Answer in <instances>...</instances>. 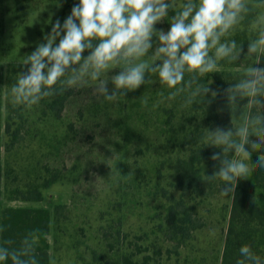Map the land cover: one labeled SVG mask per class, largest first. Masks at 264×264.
Instances as JSON below:
<instances>
[{
	"label": "rangeland",
	"instance_id": "374dc122",
	"mask_svg": "<svg viewBox=\"0 0 264 264\" xmlns=\"http://www.w3.org/2000/svg\"><path fill=\"white\" fill-rule=\"evenodd\" d=\"M253 1L259 6L256 22L264 25L260 20L264 17V3ZM175 2L178 9L186 0ZM74 3L79 0H0V19L4 21L0 86L5 94L9 62H23L38 44L46 43L43 36L51 31L52 23L59 18L63 24ZM170 19L169 15L157 24V29L167 31ZM157 46L153 45L143 58L149 64L153 63ZM85 52L82 55L87 57ZM125 66L126 61L121 59L99 77L107 82L108 95L117 93L113 101L97 91L99 81L85 75L70 86L73 94L61 120L42 112L43 98L29 106L32 127L26 130L30 135L23 154L18 151L27 164L21 173L27 177L34 175L35 164L41 157L52 166L59 163L63 177L45 190L41 201L9 199L4 188L0 189V210L11 205L46 206L52 210L51 264H221L227 231L226 206L231 201L230 195L221 194V185L208 191V198L195 210L203 226L186 236L170 230L166 203L148 193L160 164L157 144L164 137V108L176 107L180 115L189 98L180 91L173 97L171 93L176 89L161 84L158 74L150 72L145 73L146 83L137 90H116L112 77ZM73 67L78 69L79 65ZM71 75L69 69L64 78ZM233 116L235 123L246 127ZM71 121L76 129L61 145L58 157L37 150L39 140L35 134L57 139L56 136L66 133ZM232 161L250 165V158L243 154L236 153ZM158 175L162 185L172 186L174 178L167 169ZM58 203L63 205L56 214L54 208ZM147 255L150 260L144 263Z\"/></svg>",
	"mask_w": 264,
	"mask_h": 264
},
{
	"label": "trees",
	"instance_id": "16d2710c",
	"mask_svg": "<svg viewBox=\"0 0 264 264\" xmlns=\"http://www.w3.org/2000/svg\"><path fill=\"white\" fill-rule=\"evenodd\" d=\"M264 3V0H257ZM247 12H242V19L235 24L229 32L221 37V43L235 41L239 52L236 61L225 58L217 62V68L203 77L197 73L185 74L183 88L180 93L187 96L186 109L181 113L176 107H165L163 114L164 137L159 143V165L156 166V180L149 189V196L163 200L168 211L167 220L170 230L181 236L188 235L193 229L203 226V221L196 216L195 210L208 198V191L226 183L218 176L208 180L224 167V161L232 162L236 155L235 148L227 144L219 146L211 142V135L217 127L224 131L231 130L230 140L237 144L242 138L237 135L240 124L235 123L233 115L248 128V143L244 147L250 153L249 175L238 179L235 190L230 193L231 201L227 204V231L222 253L221 264H256L255 259L246 257L240 252L241 247L248 245L253 257H258L260 264H264V165L260 163V156L264 155V144L258 149H252V142H259V137L253 134L255 128L264 127V94L255 97L241 96L236 93L234 101L228 100L226 89L233 87L247 79L246 70L251 65L256 68L264 67V51L258 49L256 53L248 54V45L261 38L264 32L263 23H257L259 6L253 0H245ZM176 10H179L176 9ZM175 14L170 10L169 15ZM4 31V21L0 19V38ZM97 41H93V45ZM153 45H158L156 36H153ZM264 48V46H261ZM85 55L90 50H85ZM210 55L215 56V49H210ZM23 62L12 60L7 68V92L0 86V189L4 188L9 199H22L26 201H41L45 190L58 182L63 174L60 164L51 165L48 161L38 158L35 169L30 177L23 176L21 169L25 168L23 159V146L32 127L29 105L26 102L16 103L11 88L16 85L20 74L26 73ZM63 81L67 79L62 77ZM189 81L191 84L189 85ZM264 83V82H262ZM207 86L212 92L195 94L199 86ZM54 87V94L42 97L45 101V114H51L53 119L59 121L70 96L73 94L70 86L58 82ZM66 88V91L61 89ZM46 90L42 88V91ZM251 101H259L254 103ZM260 118V123H256ZM64 135L46 138L35 134L39 140L38 151L45 154H54L58 157L61 145L70 138L75 130V122L67 123ZM124 141V139H123ZM155 146V141H152ZM227 149V151L225 150ZM219 154L218 160L211 156ZM4 161L2 162V160ZM64 162V161H63ZM63 165V164H62ZM167 169L174 178L172 186L162 185L158 174ZM231 186V185H227ZM150 197V198H151ZM63 204L55 205V213H60ZM53 229V212L46 206H6L0 210V248L9 252V257L0 264H13L11 253L15 252L21 261L27 264H51L50 234ZM133 262L131 257L128 258ZM147 255L144 263H148ZM147 261V262H146Z\"/></svg>",
	"mask_w": 264,
	"mask_h": 264
},
{
	"label": "clouds",
	"instance_id": "9594fccd",
	"mask_svg": "<svg viewBox=\"0 0 264 264\" xmlns=\"http://www.w3.org/2000/svg\"><path fill=\"white\" fill-rule=\"evenodd\" d=\"M176 9L175 0H79L73 4L63 24L59 18L52 23L51 31L43 36L46 43L38 44L23 60V65L30 63L31 66L26 73L20 74L16 85L11 88L15 102H26L29 106L37 104L42 97L54 94L53 86L58 82L74 86L85 75L99 81L97 91L106 100L113 101L117 93L114 91L108 95L107 82L99 77L110 66L119 64L121 59L126 61V66L112 77L116 90H137L146 83L145 73L150 72L158 74L161 84L176 89L171 93L174 97L183 91L177 86L183 84L186 72L203 77L217 68L218 61L229 58L234 62L239 58L242 46L239 52H235L237 45L234 40L230 43L220 41L242 19L241 13L248 11L245 0H186L179 5V10ZM170 10L175 14L169 21L168 30L157 29V24L164 22ZM260 20L264 21V17ZM153 36H156L158 46L152 56L153 63L149 64L143 58L153 48ZM93 41H97L95 46ZM261 46H264V32H261L259 40L249 43L248 54L256 53L258 49L264 51ZM86 49L90 54L84 57L82 54ZM210 49H215L214 57L210 55ZM156 60L162 63L156 64ZM73 65H79V68ZM69 69L72 75L66 81L61 80ZM246 75L250 79L226 89L229 101L235 100L237 92L249 97L264 94V67H250ZM42 88L46 90L42 91ZM61 91H66V88ZM201 92L217 95L203 85L197 87L194 95ZM256 123H260V118ZM248 134L247 127L239 129L237 135L242 142L237 144L230 140L231 130L217 127L210 139L214 145L227 144L229 148L234 147L237 154L248 158L250 153L244 147L248 143ZM253 134L259 137V142H252L251 147L258 149L264 144V127L255 128ZM211 159L218 160L219 154L212 155ZM259 160L264 165V155ZM224 165L207 179L218 176L226 183L221 194L228 196L234 192L238 179L248 177L249 168L241 161H224ZM240 252L260 264L248 245L241 247ZM8 257V250L0 248V261ZM11 259L13 264H27L15 252L11 253Z\"/></svg>",
	"mask_w": 264,
	"mask_h": 264
}]
</instances>
